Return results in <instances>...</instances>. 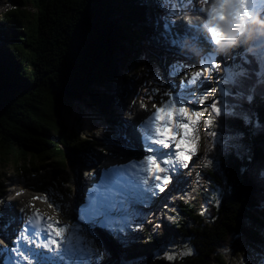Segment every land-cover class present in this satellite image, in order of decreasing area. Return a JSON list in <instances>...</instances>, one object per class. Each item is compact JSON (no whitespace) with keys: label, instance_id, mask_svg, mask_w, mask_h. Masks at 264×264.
Instances as JSON below:
<instances>
[{"label":"trees","instance_id":"trees-1","mask_svg":"<svg viewBox=\"0 0 264 264\" xmlns=\"http://www.w3.org/2000/svg\"><path fill=\"white\" fill-rule=\"evenodd\" d=\"M9 2L12 7L0 15V164L11 161L19 175L54 162L61 169L67 154L86 147L62 128L74 104L82 102L100 120L118 124L108 114L106 91L121 69L131 65L144 80L147 73H157L166 82L163 53L146 42L159 33L157 26H149L136 0ZM152 14L155 23L166 19L159 8ZM143 47L156 57L148 72L136 62ZM242 65L245 74L217 101L223 114L214 129L229 143L208 154L212 170L205 168L203 174L213 193L202 195L200 211L182 197L166 209L175 236L159 249L158 261L226 264L224 253L241 238L264 253V68L251 56ZM187 249L190 255L183 254ZM130 264H147V257Z\"/></svg>","mask_w":264,"mask_h":264},{"label":"rangeland","instance_id":"rangeland-1","mask_svg":"<svg viewBox=\"0 0 264 264\" xmlns=\"http://www.w3.org/2000/svg\"><path fill=\"white\" fill-rule=\"evenodd\" d=\"M136 1L143 10V15L148 21L149 26L152 28L157 26L156 28L159 33L156 36L154 35L155 37L151 38V40H146V42L153 47H158L163 53L161 57L163 61L162 75L166 77V82H163L162 78L158 76L157 73H147L146 79H149L150 83H146V79L144 80L143 75H137L135 73L136 68L128 65L114 75L110 85H108L109 90L106 91L110 97L108 114L114 117L115 121L118 122L117 125H111V123H108L105 119L100 120V117L96 115L91 108H87L82 102L74 104L70 112L63 116V131L71 133V135L84 140L86 143V147L82 152L67 154L65 156V165L63 168L59 169L56 162H54L43 171L40 170L33 174L26 173L19 175L11 161L0 164V171L2 173V181L0 183V206H4L6 203L9 204V207L12 206L14 200L24 193H29V196L38 195L40 199H37V202L43 205L39 208L41 210L40 212H44L46 215L50 216L52 220L55 217L62 222L65 221L62 220L63 216L68 223L70 221L72 223L73 221L70 216L72 215L74 221H76L75 218L77 219L78 215L82 212L83 205H85L86 200L89 198L88 194L92 188V182L95 179H99L101 172L105 169V167H102L103 163H125L129 159H136L142 157L144 154L146 155L143 151L142 139L137 132L136 125L143 121L144 118L148 117L151 112H154V105L160 106L162 98L166 99V97H162V95H157L154 99H150L149 96L146 95V90L159 88L162 94L165 90H168L170 81L174 80L176 83H179L180 80L184 79L185 72L186 75L202 73L204 70H202L201 64L204 62V57L208 55L210 57L212 56V63L220 64L218 70H220L222 74L218 75L217 73L216 75L214 71V73L212 72L209 76L208 72H205L204 75H206V79L211 82V86L209 83L208 85L205 84L204 88L196 92V97H199L202 92L207 90V103L202 106L200 105L199 108H195L192 103H188V105L194 109H192V111L189 110V114L191 115L189 117L192 118V122L196 121L195 112H203V115L196 121L200 122V127L198 126L196 129L199 131V134H195V138L192 142L195 151L199 150L201 153V159L197 161L195 169L188 173L191 175L190 179L192 185L184 187L175 182L172 188L169 187L163 199L164 201L161 200L158 202V207H154V214L159 221V228L145 223L142 225L141 231H136L135 226H133L131 231L126 230L124 234H109L106 231L96 228L95 235L98 237V240L94 245L89 246V244H87L86 247L88 251L85 253L87 257L92 256V262L94 264H130L131 261L137 262L140 258L145 256H151L149 260L150 263L157 264V262H159V249L169 245V242H171L175 236V232L167 224L165 218L166 209L172 208L177 198L182 197L185 202L193 205L198 211L202 210V195L207 191L213 193L209 187L210 183L207 175L203 174L205 168H209L210 160L208 154L211 153L212 148L228 147L229 143V138L226 135H221L218 131H215V124L212 123L211 133L208 131L209 127L206 124L207 119L211 117L214 122L215 119L223 114L221 109L220 115H215L210 105L214 101L217 102L221 100V97L226 94V86H232L239 76V73L236 71L226 76L225 66L231 65L233 70L243 66V61L249 57V54L245 51L248 49V42L245 40H247L248 37L250 38V34L255 33V30H257L259 26V24L256 23L253 30H245L248 37L246 36L244 40H238L237 43L240 45L242 41L243 49L236 50L237 48L235 46L230 44L227 45L226 41L225 46H222V44L217 45L216 39L208 37L204 29V21L194 29L188 28V30L185 25H182L183 28L179 29V22L174 21L172 24L178 27H176V30L182 35V40H185L184 42L181 40L178 45L180 48L177 50L173 47V42H171L172 37H170L171 40L166 37L169 33L168 25L166 26L169 16L164 21L160 19H156V23L152 21V13L156 8L161 9L164 15L167 13L166 9L170 12V8L162 6L163 2L167 0ZM214 1L215 0H183L182 2H185L189 10L190 8L194 9L200 7L208 12L209 5L213 6ZM210 2L212 4H210ZM11 7L12 5L9 0H0V15L7 12ZM28 11L33 12V9L29 8ZM186 20L188 19L186 18ZM162 22L164 25L161 24ZM174 25L170 24L169 26L174 27ZM138 30L139 29L136 28V31ZM160 31H162V33H160ZM261 40L262 42L260 45L264 49V36ZM126 44H128V41ZM174 45H176V43H174ZM143 50L142 55L138 57L136 62L142 65L145 72H148V70L152 69L156 57L154 56L155 53L153 54V52L149 51L147 48L143 47ZM260 61L262 68H264V56ZM177 64L179 65L177 70L179 74L170 76L171 68ZM218 76L220 77L219 80L217 78ZM122 77L127 78L128 82L121 80L120 78ZM157 77H159V80H157ZM118 87H122L123 90L118 89ZM136 100H138L140 105H142V103L143 105H147V110L143 107L144 110L142 109L141 112L144 115H142V119L138 122H134L133 119L130 118L131 112L129 111V107L125 105L127 102L130 103V101ZM184 106L187 107L186 104ZM118 132L127 133V143L118 139ZM96 158H101L102 162H96ZM190 161L192 160L190 159ZM95 167L97 168L96 172H94ZM211 170L212 168L208 169V171ZM94 173V179L91 180L90 175ZM28 184L30 186L32 185V187L27 186ZM15 185H23V188H19L17 191V193H20L19 195H17L16 192L10 194L11 188ZM46 192L50 197L48 200L44 199ZM211 197L212 199L215 198V194ZM37 202H34L33 205L37 206ZM56 202H62L61 206H50V203L57 205ZM261 206L264 210V201ZM177 220L184 223L185 218L180 216ZM3 226L4 224L0 222V245H5L6 243V235L5 232L3 234ZM83 227V233L89 232L85 224H83ZM76 235H78L81 240H85L84 234L76 233ZM12 236H14V234ZM241 259L244 264H262V262H264V253L260 256L257 255L248 241L241 238L235 242L232 250L224 253L223 261L226 264H240Z\"/></svg>","mask_w":264,"mask_h":264},{"label":"snow or ice","instance_id":"snow-or-ice-1","mask_svg":"<svg viewBox=\"0 0 264 264\" xmlns=\"http://www.w3.org/2000/svg\"><path fill=\"white\" fill-rule=\"evenodd\" d=\"M219 67V63H210L207 68L208 75ZM178 68V64L173 66L169 75L179 74ZM225 68L226 76L233 71L238 72L241 77L245 74L243 66L235 70L231 65H226ZM217 78L220 79L219 76ZM207 82L203 73L186 75L185 72L184 79L179 83L170 81L168 90L162 94L159 88L146 90L150 99L157 95L166 97L161 99L160 106L154 105V112L136 125L138 133L143 130L141 139L146 155L141 157L143 163L130 166L138 169L134 177L125 168H112L106 170L103 179L89 192L87 207L78 215L77 222L86 225L92 240H98L95 235L96 228L109 234H124L126 230L131 231L133 226L136 231H141L142 225L147 221L136 219L140 214L139 208L148 206L152 199L164 193L173 177L177 182L180 180L182 173L179 170L188 167L191 154L195 151L188 140L190 125L184 119L190 114L184 105L206 104L207 90L199 97H196V92L204 88V83ZM141 106L147 110V105L142 103ZM210 108L215 115H220L221 108L217 102L214 101ZM202 115V111L195 112L196 121ZM154 122L158 123L154 126ZM212 123V118L209 117L207 126L211 128ZM180 129L184 132L183 139H177ZM117 137L127 143V133L118 132ZM44 199L48 200L49 194ZM50 206L59 207L53 203ZM17 218L22 219L15 235L7 238L9 242L6 246L0 245V264H28L30 258L35 264H48L49 261L53 264H90L85 255L89 241L81 240L76 235L78 230L75 227L69 230V226L62 227L59 221L53 222L51 218H45L38 212L27 215L25 222L24 209H18ZM11 225V222H6L4 230ZM183 254L190 255L191 249L185 250ZM165 258L174 259L171 255Z\"/></svg>","mask_w":264,"mask_h":264},{"label":"bare ground","instance_id":"bare-ground-1","mask_svg":"<svg viewBox=\"0 0 264 264\" xmlns=\"http://www.w3.org/2000/svg\"><path fill=\"white\" fill-rule=\"evenodd\" d=\"M235 3H238L239 4V6H245V4H246V6H247V3L246 2H244L243 0H238V1H236ZM245 3V4H244ZM210 4H212L211 2H210ZM209 7H210V5H209ZM205 9H203V8H200V7H196V8H194V9H191L190 8V12L191 13H193V14H195V15H193L194 17H196V18H194L193 20H192V23H191V25H187V30H188V28H191V29H194L196 26H198V25H201V23H203V21L205 22L204 23V29H206L205 27H206V25H207V23H208V21L210 20V12H209V10H208V12H206V11H204ZM197 15V16H196ZM153 21V20H152ZM179 21V29L180 28H183L182 27V25H185L186 26V22L183 20V19H181V20H178ZM256 23L254 22V21H252V22H250L249 24H248V26L247 27H241V28H238V29H235L239 34H238V36H237V42H236V44H234L233 46H235L237 49L236 50H239V49H243V46H242V41L240 42L241 44L240 45H238L237 43H238V40H244V39H246V31L245 30H253V27H254V25H255ZM177 27V26H176ZM178 28V27H177ZM214 31L216 32V33H218V34H223V28H221V27H217L216 26V28H214L213 26H212V29H210L209 31H206L205 30V32L208 34V37H212V38H214V39H216V41H217V45L219 44V45H221L222 44V46L224 45L225 46V41L224 40H218L215 36H214ZM168 35H166V37H167V39H170V37H172V40H171V42H173V47L174 48H176L177 50L180 48V46H178L179 45V43L181 42V40H182V35L180 34V33H178V31H176V28H172V27H168ZM188 33V32H187ZM169 36V37H168ZM264 36V35H263ZM262 36V37H263ZM248 37V36H247ZM211 38V39H212ZM183 42L185 41L184 39L182 40ZM213 41V40H212ZM245 41H247L248 42V44H247V48L249 47V45L250 44H252V42H251V39L248 37L247 38V40H245ZM261 42H262V40H261ZM174 43H176V45H174ZM227 45H228V43H227ZM256 48L258 49V52H259V54H255V55H253V56H251V57H257L258 59H259V61H260V59H262V57L264 56V54H263V52H264V49H263V47H261V45L258 43L257 45H256ZM173 51V50H172ZM251 51H252V49H250V53H251ZM174 53V52H173ZM209 56V55H208ZM213 60V59H212ZM210 58H209V60H208V62H209V64L210 63H212L213 61H212ZM203 61H205V58H204V60ZM261 62V61H260ZM200 70V69H199ZM199 72V71H198ZM215 72H216V75H217V73H218V75L219 74H222L221 72H220V70H215ZM213 73H214V71H213ZM205 74V73H204ZM205 76V78H206V75H204ZM207 83H204V85L206 84V85H208V83H209V85L211 84V82L207 79ZM212 82H214L213 80H211ZM118 86V85H117ZM211 86V85H210ZM221 86H223V85H221ZM118 89H122V87H118ZM123 90V89H122ZM120 92V91H119ZM211 92V91H210ZM209 95V94H208ZM191 104V103H190ZM125 105H127L128 107H129V111L131 112V117L130 118H132L133 119V121L134 122H138V121H140L141 119H142V115H144V114H142V109L144 110V108L143 107H141V105L139 104V102H138V100H136V101H130V103L129 102H127ZM187 105V108L190 110V111H192V109L193 108H191L188 104H186ZM192 105H193V107H197V108H199L200 107V105H198V104H196V103H192ZM127 108V107H126ZM194 110V109H193ZM189 111V112H190ZM195 112V111H194ZM193 113V112H192ZM191 116V115H190ZM129 119V118H128ZM191 117H189V116H186L185 117V119H184V122L185 123H188L189 125H190V127H189V132H188V140H189V142L192 144V142H193V139L195 138V134H199V131H197L196 129L198 128V126L200 125V122H196V123H193L192 121H191ZM201 119V118H200ZM131 120V119H130ZM200 127V126H199ZM182 130L183 129H180V131H179V133L177 134V139H183L184 138V134L182 135L181 133H182ZM208 131L211 133V131H212V128H209L208 129ZM139 134V136L140 137H142V135H143V130H141L140 131V133H138ZM197 137V136H196ZM198 137H199V135H198ZM200 138V137H199ZM212 139V138H211ZM198 144V143H197ZM113 156H114V153H113ZM143 156H145V154L144 155H142V157ZM201 159V153L199 152V150H196L195 152H192V154H191V160L192 161H190V162H188V167L187 168H182V169H180L179 170V172L180 173H182V175H181V178H180V180L177 182L176 181V179H175V177H173V179H172V182L171 183H169L168 184V186H167V189H166V191L164 192V193H161L159 196H157V197H155L154 199H152L150 202H149V204H148V206H146V207H141V208H139V212H140V214L136 217V219L137 220H146L147 222L146 223H148V224H150V225H156L158 228H159V221H158V219H157V217L155 216V214H154V207H158V202H160L161 200L162 201H164L163 199H164V197H165V194H166V192H167V190L169 189V187H173V183H177L178 185H180V186H184V187H187L188 185H192L191 184V179H190V177H191V175H189L188 173L189 172H191V171H193L194 169H195V166H196V163H197V161H199ZM96 160V162H102L101 161V158H96L95 159ZM134 162H136V165H139V164H141V163H143V161L141 160V157L140 158H136V159H129V160H127L125 163H118V164H116V163H112V164H102V167H112V168H116V167H120V166H122L121 168H125V169H127L128 170V174L130 175V176H133L134 177V175H135V171H137L138 169H132L130 166L131 165H133L134 164ZM130 164V165H129ZM115 166V167H114ZM102 169V168H101ZM96 170H97V168L95 167V170H94V172H96ZM103 174V173H102ZM94 175H95V173L94 174H91L90 175V178H91V180H93L94 179ZM23 186V185H22ZM21 185H15V186H13L12 188H11V190H10V194H12V193H17V191H18V189L19 188H23ZM27 186H29V187H32V185L30 186L29 184L27 185ZM46 194H48L47 192H46ZM36 197H38V195H33V196H29V193H27V194H22L19 198H17V199H15L14 200V202H13V204H12V206H10L9 207V204H7L6 203V205H4V206H0V214H2V215H0V222H1V224H5L6 222H11V227L10 228H8L6 231L5 230H3V234H4V232H5V238H6V243H5V246L8 244V239L7 238H10L13 234L15 235V232H16V230H17V227L20 225V223H21V219L22 218H17L18 217V209H24L25 210V218L27 217V215H29V214H31V213H34V212H38L40 215H44V216H46L47 218H50V216H48V215H46L44 212H40L41 210L39 209L40 207H42L43 205H41V203H39V202H37V199H34V198H36ZM50 198V197H49ZM34 202H37V206H34L33 205V203ZM61 203L62 202H56V204L57 205H59V206H61ZM87 203H88V199L86 200V203H85V205H83V210L87 207ZM36 205V204H35ZM7 209V211H5ZM2 210V211H1ZM82 210V211H83ZM150 211V212H149ZM65 214V213H64ZM74 216V215H73ZM70 218H72V223H71V221L68 223V221H66V219L65 218H63V216H62V220H65V221H59V220H57L55 217H54V219H53V222H55V220H57V221H59V223H60V226H69V230L72 228V227H75L78 231H77V233L78 234H84V236H85V240H88L89 241V246H91V245H94V243H96V241L97 240H92V238H91V236L88 234V232L87 233H83V229H84V227H83V223H78L77 222V219L75 218V220L76 221H74V218L72 217V215L70 216ZM14 224H15V226H14ZM73 224H75V225H73ZM145 224V223H144ZM147 225V224H146ZM4 228V227H3ZM2 244V243H1ZM4 245V244H3ZM256 254L257 255H261V254H259L258 252H256ZM88 258V260L89 261H91L90 262V264H94L93 262H92V256H89V257H87ZM28 264H35V261H33L31 258L29 259V262H28Z\"/></svg>","mask_w":264,"mask_h":264},{"label":"clouds","instance_id":"clouds-1","mask_svg":"<svg viewBox=\"0 0 264 264\" xmlns=\"http://www.w3.org/2000/svg\"><path fill=\"white\" fill-rule=\"evenodd\" d=\"M254 22L264 26V21H261L258 18L255 19ZM221 27L223 28V34L221 35V34H218L214 31V33H213L214 36L218 40H224L230 45L236 44L237 36L239 33L235 29H233V27L230 24L224 23L221 25ZM209 163H210V161H209ZM240 264H244L242 259L240 261Z\"/></svg>","mask_w":264,"mask_h":264},{"label":"water","instance_id":"water-1","mask_svg":"<svg viewBox=\"0 0 264 264\" xmlns=\"http://www.w3.org/2000/svg\"><path fill=\"white\" fill-rule=\"evenodd\" d=\"M150 258H151V256L150 257H147V264H152V263H150ZM157 264H170V263H166V262H162V261H159V262H157Z\"/></svg>","mask_w":264,"mask_h":264}]
</instances>
